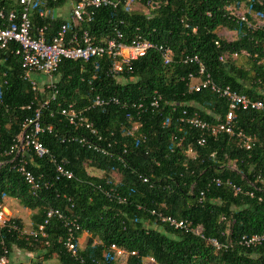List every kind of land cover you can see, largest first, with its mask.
<instances>
[{
	"label": "trees",
	"instance_id": "16d2710c",
	"mask_svg": "<svg viewBox=\"0 0 264 264\" xmlns=\"http://www.w3.org/2000/svg\"><path fill=\"white\" fill-rule=\"evenodd\" d=\"M69 1L47 0L45 9L52 16L44 19L37 16L42 8L36 7L29 14L32 28L47 26L48 34H53L67 21L53 15V11ZM232 1L158 0V8L149 16L127 12L121 6L114 10L100 8L90 23L82 25L95 39L112 37L115 31L130 37L137 29L148 40L169 47L172 61L163 65L159 54L149 51L133 61L130 72L119 80L105 75L106 60L98 62L96 69L92 61L60 62L54 74V99L40 109L41 126H50L51 130L42 133L39 141L50 155L66 161L72 178L55 180L48 158H33L35 166L29 165L28 169L49 185L32 196L17 174L0 168V204L10 198L29 210L30 230L43 224L47 210H58L79 226L74 232L76 240L83 233L87 237L72 257L63 246L67 234L63 221L52 217L43 225L45 236L36 241L17 240L15 234L0 231V256L3 249L10 256L15 247L40 256V261L30 264H114L107 251L114 244L136 253L126 264H142L146 257L155 264H264V241L249 248L236 243L241 236L264 234V115L235 112V128L254 139L248 150L224 134L205 137L204 145L197 146L200 132L179 122L183 111L187 115L195 113L211 124L221 121L227 111L226 101L209 90H188L187 76L196 71L194 65L182 63L184 56H197L214 84L251 100H264V28L247 32L230 21L224 7ZM248 7L264 19V3ZM19 9L17 0H0V10ZM4 25L0 20V26ZM221 28L235 31L236 38L231 42L219 38ZM214 41H218V47ZM241 50L251 55L243 65L230 59L218 61L220 55ZM14 51L15 45L0 51V82H6L1 90L6 109L0 107V153L13 144L21 131V121L32 116L30 110L20 108L31 104L33 109L48 96L47 91H32L20 78V58ZM153 92L160 96V108H144L134 136H121L120 130L131 129L135 122L134 118L125 119L127 112L134 114L131 104L146 105ZM94 96L114 97L126 104L123 109L108 105L85 113L104 139L100 146L110 144L107 150L111 156L78 143L61 142L62 138L86 133L69 126L56 104L73 103L75 108H82ZM188 148L192 157L185 153ZM87 170L101 176H91ZM113 176L118 177L117 181L112 180ZM214 179L228 180L239 192L226 185L215 186ZM152 211L201 225L206 238L231 246L214 251L189 233L159 223L150 215ZM14 223L21 228L19 220Z\"/></svg>",
	"mask_w": 264,
	"mask_h": 264
},
{
	"label": "built area",
	"instance_id": "2783aa9c",
	"mask_svg": "<svg viewBox=\"0 0 264 264\" xmlns=\"http://www.w3.org/2000/svg\"><path fill=\"white\" fill-rule=\"evenodd\" d=\"M51 1L55 2L56 0ZM254 3L262 5L264 0H234L225 5L224 11L230 21L242 25L247 32L261 31L264 28L262 15L253 12L248 7ZM46 4L47 0H17V5L20 8L19 11L5 12L0 10V20L5 22L4 26H0V51L8 49L11 45H15L14 54L20 58V78L29 84L32 91L39 92L40 94L44 91L48 92V96L38 101L33 109L31 104L20 108L21 110H30L32 116L21 121V131L15 137L13 144L8 150L0 153V168H6L7 171L17 174L24 185L27 186L32 196H36L41 189H46L49 185L47 180L40 179V176H35L28 169L29 165L35 166L33 158L40 159L47 157L53 167L55 180H70L72 178L71 171L65 167L66 161L63 159L58 160L50 155L48 150L39 141V136L42 133L50 132L51 130L50 126H41L39 122L40 109L46 107L54 99L56 93L55 84L57 82L54 74L57 72L62 60L80 61L82 63L92 61L94 69L97 68L98 62L106 60L105 75L114 80H119L122 74L130 72L133 61L143 57L149 51H156L163 65H169L172 61V52L169 47L148 40L137 29H135L130 37H126L125 34L115 31L112 37L95 39L88 30L82 28L83 24L90 23L95 11L100 8L114 10L121 6L127 12H141L149 16L151 11L158 8V0H71L69 2L70 10L67 21L60 24L51 35L47 32V26L33 29L29 19L30 12L36 7L42 8L37 13L39 18L51 17L52 12L45 9ZM182 24L184 28L187 27L184 22ZM219 31L221 33H217V36L227 42L234 40L223 38L227 33H232L235 38L237 35L235 31H230L226 28H221ZM214 45L218 47V41H214ZM250 56L249 53L241 50L228 55H220L218 61L224 63L226 59H230L235 62L240 58L246 59ZM252 57L255 58L256 54ZM261 62L264 63V57H262ZM182 63L195 66L196 74H188L187 76L189 91L198 92L202 89H207L219 98L224 99L227 103V111L222 120L217 119V122L213 124L203 121L195 113L187 115L184 111L182 112L179 122L188 128L200 132V136L196 139L195 144L202 146L205 143V137H216L217 135L224 134L235 140L236 144L245 150L250 149L254 139L245 135L240 129L235 128V112L242 110L264 115V100H251L244 95L231 91L228 87H220L214 84L209 74L206 73L203 64L195 55L184 56ZM3 76L4 74L1 77L3 78ZM5 84V81L0 82V107L2 109H6L1 96V90ZM160 100V96L156 92H153L146 105L132 103L131 108L134 114L132 115L127 112L125 119L131 121L134 118L135 122H133L131 129H121L120 135L123 137H133L135 131L140 127V116L144 108H148L149 110L159 109ZM108 105L118 106L121 109L126 107L125 103L120 104L114 97L99 96H94L82 108H75L73 103L65 106L56 104L59 115L62 116L69 126L74 129H82L86 133V135L79 134L78 136L62 138L61 142L78 143L82 147L94 150L104 156H111L112 154L107 150L110 144H106L105 147L100 146V143L104 142V139L85 115L90 109L102 108ZM122 148V152L125 153L124 146ZM185 153L190 157L193 156L190 148ZM212 182L215 186L222 184L230 187L235 193L239 192V188L233 186L228 180L220 181L219 179H214ZM246 195L252 196L248 192H246ZM106 196L109 195L106 193ZM199 197L200 199L203 197L202 192L199 193ZM5 199L0 204V231L6 230L15 234L17 240L31 238L36 241L38 237L45 236L43 234V225L47 223V220L56 217L63 221V225L67 231L63 242L66 252L72 257L77 255V250L80 248L78 245L79 239H75L74 232L79 229V226L74 220L63 216L58 210L49 209L45 213V220L42 225L38 226L36 230L25 232L22 227L19 228L14 223L15 219L4 205ZM117 200L119 203L123 202V199L117 198ZM150 215L154 216L159 223L165 224L174 230L189 233L204 241L214 251L231 246L230 244H219L213 238H206L201 225H192L185 220H177L171 216L154 211ZM83 234L87 237L86 233ZM263 241L264 234H253L251 236H241L236 243L239 246L249 248L259 245ZM12 249L16 248L12 247ZM16 251H18L16 253L18 255H25L27 260L21 263L18 260H11L8 252L3 249L0 256V264H30L31 261L41 260L40 256L38 258L34 257L31 252H22L17 249ZM107 251L112 254L114 264H126L128 258L136 256L135 252H129L114 244L109 245ZM143 261L155 264L154 260L150 257L144 258Z\"/></svg>",
	"mask_w": 264,
	"mask_h": 264
},
{
	"label": "rangeland",
	"instance_id": "374dc122",
	"mask_svg": "<svg viewBox=\"0 0 264 264\" xmlns=\"http://www.w3.org/2000/svg\"><path fill=\"white\" fill-rule=\"evenodd\" d=\"M69 10H70L69 3H66V4L62 5L59 9H57V14L61 15V17L68 18ZM217 33L220 34L221 32L218 31ZM223 38L232 39L233 40V39H235V36H233L232 33H227L225 36H223ZM235 62H236L237 65H243V64H245V59L244 58H240V59H238ZM87 173L89 175L95 176V177L96 176H98V177L101 176V173L93 171V170H87ZM117 179H118V177H115V176L112 177V180H114V181H117ZM4 205H5L6 209L10 212L12 217L14 219H17V220L20 221L22 229L25 232H29L30 231L29 223H30L31 212L29 210H26V209L22 208L21 206H19V204L15 200L10 199V198H6L4 200ZM85 240H86V236L85 235L82 236L79 239L78 245H79L80 248L83 247V245L85 243ZM16 253H18V251H16V249H12L11 250L10 258L12 260H17L19 258L20 255H18ZM142 264H149V263L146 262V261H143Z\"/></svg>",
	"mask_w": 264,
	"mask_h": 264
},
{
	"label": "crops",
	"instance_id": "0c3cea01",
	"mask_svg": "<svg viewBox=\"0 0 264 264\" xmlns=\"http://www.w3.org/2000/svg\"><path fill=\"white\" fill-rule=\"evenodd\" d=\"M69 2H70V1H69ZM69 2H67V3H69ZM53 15L58 16V17H61V15H58V14H57V9H55V10L53 11ZM62 18H63V19H67V18H64V17H62ZM26 210H27V209H26ZM8 212H9V211H8ZM9 213H10V212H9ZM29 225H30V223H29ZM82 236H84V234H82L81 237H82ZM81 237H80V238H81ZM11 260H12V259H11ZM17 260L21 263V262H25V260H27V259H26L25 255H20L19 258H18Z\"/></svg>",
	"mask_w": 264,
	"mask_h": 264
}]
</instances>
